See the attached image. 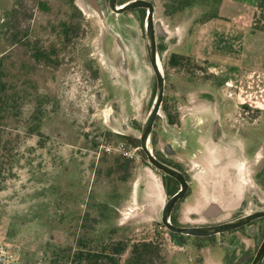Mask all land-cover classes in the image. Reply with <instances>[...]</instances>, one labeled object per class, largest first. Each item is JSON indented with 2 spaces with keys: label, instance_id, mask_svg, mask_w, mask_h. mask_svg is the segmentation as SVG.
<instances>
[{
  "label": "rangeland",
  "instance_id": "374dc122",
  "mask_svg": "<svg viewBox=\"0 0 264 264\" xmlns=\"http://www.w3.org/2000/svg\"><path fill=\"white\" fill-rule=\"evenodd\" d=\"M168 1H157L169 37L161 59L166 87L158 147L174 145L170 160L189 171L195 190L185 205L213 200L225 211L219 220L227 221L241 206L247 212L264 206V113L228 102L234 116L218 143L210 139L216 123L205 122V114H220V86L174 37L177 26L196 25L215 7H207V17L200 3L168 17ZM119 26L109 28L79 0H0V71L8 88L24 95L20 114L0 125L12 143L0 182V264H69L77 251L99 253L118 242L127 246L119 264L143 242L159 249L153 264H224L213 254L221 249L211 247L217 240H201L196 249L188 239L181 247L162 224L169 198L164 176L137 149L156 76L144 38L113 42L112 36L127 35ZM195 119L188 151L172 134ZM122 145L134 158L117 150Z\"/></svg>",
  "mask_w": 264,
  "mask_h": 264
},
{
  "label": "flooded vegetation",
  "instance_id": "af4514ba",
  "mask_svg": "<svg viewBox=\"0 0 264 264\" xmlns=\"http://www.w3.org/2000/svg\"><path fill=\"white\" fill-rule=\"evenodd\" d=\"M76 1L77 0H74V2ZM79 1L85 8L94 12L100 19H102L104 21V24L109 28L110 27L119 28L120 23L124 24L125 30H127V32L125 33L127 35L112 36L113 42L115 44H123L126 42H130L131 45H133V43L135 44V42H137L139 39L144 38L147 45V25L148 23L152 22L154 25L155 34L157 38L159 55L160 58L162 59L163 53L165 52V48H166V42L169 37L167 35H160L158 33L159 22H161V24L164 26V22L159 18H157L158 0H79ZM170 61L172 62L171 59ZM156 84H157V79H156ZM165 87H166V80H165ZM201 97L203 99H207L210 101L214 100L211 97V95L204 94ZM163 104H165L164 100L162 102V105ZM158 115L154 124V129L152 134V150L159 161L180 171L183 174V178L187 183V189L184 195L177 200V202L173 207V210L170 215L171 223L176 227H186V228L214 227L240 220L244 216L254 212L255 210L253 211L251 210L247 212L244 210V206H241V209L243 211H239L238 214H236L234 217H232L227 221H222L219 220V218L225 214L223 208H222L223 212H221L219 215L214 214L213 211L211 212L208 211V208L214 202H210L208 205H206V201H204L203 203L200 204L199 207H194V208L185 205L187 198L191 194H193L195 190L194 185L193 182L190 180L191 176L188 175L189 171L181 167V165H178V163H174L173 161L170 160L169 157L176 155V150H174L173 147L174 145H172L169 142L164 145V148L158 147L160 141L158 139V134L155 132ZM171 123L173 125H177V122L175 121H172ZM215 123L216 122H214L213 125ZM195 128H196L195 126L190 125L185 130L182 129L179 132L173 133L172 134L173 141L177 143L178 147L185 146L186 148H188V151H191L192 149L191 139L188 138V136L195 134L194 133V131L196 130ZM202 136H208V134L202 133ZM222 136H223V132L221 130L215 132L214 128L212 130V134H209L210 139H213L215 143H218L221 140ZM184 138L186 139V141L182 140ZM201 140L202 138L198 137L197 142L200 145L202 144ZM139 143L140 144L138 145L137 149L143 152L144 156L146 157L147 163L150 164L146 153L141 148L140 138H139ZM192 155L195 156L196 154L193 153ZM160 172L164 176L165 190L169 194V198H168L169 200L174 195L180 193L183 187L178 179L171 177L162 171ZM263 207H259V208H263ZM163 208L161 210V218L163 214ZM164 227L166 226L164 225ZM170 233L174 244L181 247L188 246L186 243L188 239L196 240L195 242L196 245H194L196 249H199V247L201 248L202 245L201 240L204 241H206L207 239H212V241L217 240L218 242L215 245H211V247L213 249H215V247H219L221 249L218 251H214L213 254H216L217 258L220 259L222 258L221 261H223L224 264H264V251H263L264 216L251 220L248 223L236 229L217 233L211 236H193V235H186L172 231H170ZM220 235H224V240H222L221 238L219 239L218 236Z\"/></svg>",
  "mask_w": 264,
  "mask_h": 264
},
{
  "label": "crops",
  "instance_id": "0c3cea01",
  "mask_svg": "<svg viewBox=\"0 0 264 264\" xmlns=\"http://www.w3.org/2000/svg\"><path fill=\"white\" fill-rule=\"evenodd\" d=\"M175 34V45L183 42V54L201 64L220 86V114L203 111L205 122L217 120L223 132V124L234 116L228 104L232 101L235 107L246 104L250 112L264 113V0H223L214 17L177 26ZM237 187L241 192L240 184Z\"/></svg>",
  "mask_w": 264,
  "mask_h": 264
},
{
  "label": "trees",
  "instance_id": "16d2710c",
  "mask_svg": "<svg viewBox=\"0 0 264 264\" xmlns=\"http://www.w3.org/2000/svg\"><path fill=\"white\" fill-rule=\"evenodd\" d=\"M223 0H169L165 4V15L173 17L178 13L183 12L189 7L200 3L206 9L209 6L218 7ZM205 16L209 14L206 10ZM215 16V10L210 17ZM208 17V18H210ZM206 19V18H205ZM172 58H175L173 56ZM174 61V60H173ZM4 73L0 71V125L5 126L9 119L20 114V106L24 95L20 91L10 90L7 86V81H4ZM16 143V141L14 142ZM12 143L7 141L5 136L0 133V182L5 181V173L8 171L5 164L10 165L12 159L7 161V153H11ZM127 249L124 242L113 243L111 247L106 246L99 253L92 251H77L70 257L69 264H119L118 257L121 256ZM159 255V249L154 243H137L134 244L131 250L130 257L126 260V264H153L156 256ZM118 256V257H117Z\"/></svg>",
  "mask_w": 264,
  "mask_h": 264
},
{
  "label": "water",
  "instance_id": "95a60500",
  "mask_svg": "<svg viewBox=\"0 0 264 264\" xmlns=\"http://www.w3.org/2000/svg\"><path fill=\"white\" fill-rule=\"evenodd\" d=\"M166 32L167 31L164 29V26L161 23H159L158 33L160 35H166ZM147 46H148L147 49L149 54V60L157 79V93L152 108L145 122L143 123L142 133L140 136L141 148L146 153L150 164L154 166L156 170L162 171L165 174L178 179L183 187L180 193L174 195L166 202L163 208V214L161 218L162 223L172 232L182 233L186 235H193V236H211L217 233L236 229L248 223L251 220H254L259 217H263L264 207L258 208L257 210L250 213L249 215L244 216L240 220L233 221L220 226L186 228V227H176L171 223L170 220L171 212L177 200L184 195L187 189V183L184 180L183 174L180 171L159 161L152 150V134H153L154 124L157 115L160 113L164 98V92H165V73L159 55L157 38L155 34L154 25L152 22L148 23L147 25ZM219 130H220V125L216 121L214 131L218 132ZM222 210H223L222 207L215 202L212 203L211 206L208 208V211L210 212L213 211L214 214L217 215L223 212ZM263 251H264V246H263Z\"/></svg>",
  "mask_w": 264,
  "mask_h": 264
},
{
  "label": "built area",
  "instance_id": "2783aa9c",
  "mask_svg": "<svg viewBox=\"0 0 264 264\" xmlns=\"http://www.w3.org/2000/svg\"><path fill=\"white\" fill-rule=\"evenodd\" d=\"M117 150L119 152H121L126 157L134 158L135 151L133 152L132 149H129L128 147H125L124 145H122L121 147H119Z\"/></svg>",
  "mask_w": 264,
  "mask_h": 264
},
{
  "label": "bare ground",
  "instance_id": "6f19581e",
  "mask_svg": "<svg viewBox=\"0 0 264 264\" xmlns=\"http://www.w3.org/2000/svg\"><path fill=\"white\" fill-rule=\"evenodd\" d=\"M234 188V187H233ZM235 189V188H234ZM236 189H237V191H238V194L240 193V188L239 187H237V185H236Z\"/></svg>",
  "mask_w": 264,
  "mask_h": 264
}]
</instances>
